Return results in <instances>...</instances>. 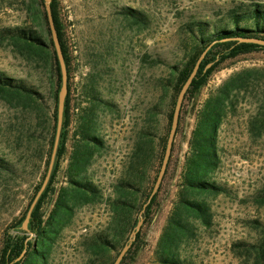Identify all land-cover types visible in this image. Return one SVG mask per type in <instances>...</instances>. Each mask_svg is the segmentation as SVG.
I'll return each instance as SVG.
<instances>
[{
  "label": "rangeland",
  "instance_id": "obj_1",
  "mask_svg": "<svg viewBox=\"0 0 264 264\" xmlns=\"http://www.w3.org/2000/svg\"><path fill=\"white\" fill-rule=\"evenodd\" d=\"M58 2L76 59L71 95L73 117L68 150L55 179L53 197L47 199L42 208L44 219L59 189L69 185L66 167L74 141L72 132L87 111L95 115L93 127L104 146L85 175L98 187L101 198L96 204L77 207L71 223L61 231L50 252L47 253L43 241L39 240L24 264L46 261V264H84L88 261L89 240L100 231L110 233L114 185L123 176L139 134L147 127L148 137L159 139L167 130L166 110L162 105L168 98L160 81L169 77L171 65L183 60L189 42L187 24L197 20L214 21L232 8L264 3V0ZM124 6L143 11L148 22L140 25L127 19L119 13ZM28 20L22 0L0 2V31L29 25ZM156 58L163 59V63H154ZM248 69L257 70L250 72L249 88L237 95L236 111L220 128L221 162L212 175L214 181L230 192L209 196L212 224L206 227L196 223L195 234L180 247L185 264H244L243 258L232 250V244L255 240L257 231L251 220L264 221V203L257 201L259 192L264 189V127L258 135L250 129V121L260 111V100L264 98V51H253L223 62L202 89L195 109L191 108V101L187 102L185 111L189 112L183 115L169 171L151 218L142 225L140 247L131 258V264H163L157 258L156 248L178 196L198 109L227 79ZM0 70L23 77L36 89L47 93L49 76L42 63L26 59L15 51L8 36L1 35ZM91 85L95 86V91ZM153 111L155 114L151 115ZM38 124L36 108L28 107L21 112L0 98V155L13 161L16 167L14 173L0 172V249L4 231L29 210L34 186L39 181V173H33L31 168L37 159L36 149L44 141ZM160 168L158 162H154L150 183L158 176ZM66 208L60 206L62 210ZM21 228L24 229L23 222ZM26 231L28 240L34 243L36 233Z\"/></svg>",
  "mask_w": 264,
  "mask_h": 264
},
{
  "label": "trees",
  "instance_id": "obj_2",
  "mask_svg": "<svg viewBox=\"0 0 264 264\" xmlns=\"http://www.w3.org/2000/svg\"><path fill=\"white\" fill-rule=\"evenodd\" d=\"M22 2L30 24L2 29L0 35L8 36L15 51L26 59L31 58L42 63L49 76L47 93L36 89L23 77L12 76L0 70V98L21 112H24L28 107L36 108L38 111V126L42 130L41 136L44 141L40 148L36 149L37 159L31 165L33 173H39V181L35 184L30 199L29 205H31L45 179L52 157L62 74L44 0H22ZM51 7L67 64L69 91L52 175L32 212L29 223V229L36 233L35 242L42 240L47 248V253L50 252L61 231L71 223L77 207L96 204L100 201L101 195L98 187L88 180L85 174L92 165L95 156L104 146L103 139L97 134V129L93 127L95 115L87 111L82 116L83 121L79 122L80 125L72 132L74 141L66 167L69 185L59 189L55 198L52 199V209L48 217L44 219L42 208L47 199L53 197L55 179L61 161L68 150L69 128L73 117L72 77L76 70V59L67 37V26L62 19L58 0H52ZM119 13L140 25H145L148 22L146 13L130 6L122 7ZM186 33L189 36V42L186 45L183 60L181 63L171 65L169 77L160 81L164 94L168 98V101L165 100L162 105L166 110L167 130L158 136L159 139H150L148 137L150 131L147 127L139 134L123 176L114 185V195L110 201L112 212L110 233L103 230L89 240L87 250L90 257L84 264H114L120 252H112L123 248L128 242L131 232L138 223L140 212L149 201L153 191L157 177L150 183L149 176L154 162H158L159 166L162 164L179 92L201 54L207 49L198 74L182 105L177 134L183 115L189 112V110L185 111L187 102L191 101V108L195 109L202 89L208 84L210 76L218 66L246 53L264 51V45L239 40V38L264 39V3L254 2L247 6L232 8L214 21H193L187 24ZM153 62L163 63V59L156 58ZM209 64L211 66L208 67ZM256 70L248 69L227 79L217 92L206 98L198 109L196 124L189 139V153L183 164L178 196L156 248L157 258L163 264H185L181 257L180 247L193 237L196 223L207 227L213 222V212L208 201L209 196L230 192L226 186L212 179V175L219 168L221 162L218 144L219 131L226 119L236 111L238 103L236 97L247 91L251 79L250 72ZM90 87H94V91L96 90L94 85ZM95 99H99V97L95 96ZM260 106V111L250 121V129L257 135L262 133L264 127V98L260 100ZM156 108L154 106L152 109ZM152 114L154 115L155 111ZM149 118H151L150 113ZM171 159L172 155L166 174L169 171ZM15 168L13 161L0 155V172L14 173L16 172ZM162 185L163 181L160 189L145 208L144 223L151 218ZM257 201L264 203V189L259 192ZM62 205L67 207L66 210L60 209ZM27 212L28 210L23 213L17 223H13L4 231L0 249V264H24L31 248L35 245V242L32 243L31 240H28L27 231L21 228ZM251 222L252 227L257 231L255 240H239L234 242L231 248L236 255L243 258L244 264H264V221L255 218ZM13 230L21 232L13 233ZM141 232L142 228L120 264H131V258L140 247ZM25 248H27L26 254L16 261ZM46 263L47 261L43 264Z\"/></svg>",
  "mask_w": 264,
  "mask_h": 264
},
{
  "label": "water",
  "instance_id": "obj_3",
  "mask_svg": "<svg viewBox=\"0 0 264 264\" xmlns=\"http://www.w3.org/2000/svg\"><path fill=\"white\" fill-rule=\"evenodd\" d=\"M44 2H45V8L47 11V16H48V22H49L50 29H51L53 43L55 45L57 57H58L60 68H61L62 82H61V87H60V90L58 93V121H57V130H56V136H55V142H54L52 157H51V161L49 164L47 174H46L45 179L41 185V188L37 192L33 202L31 203V206H30V208L26 214V217L23 221V228L26 230L29 229V223H30V219L32 217V212H33L40 196L42 195V193L46 189V187L50 181L51 175H52V171H53V167H54V163L56 160V155H57V151H58V147H59V143H60V139H61L63 121H64V113H65V104H66V98H67L68 91H69L68 69H67L65 56L63 53V49L61 46V42H60V39L58 36V31H57L55 21H54V17H53V13H52V7H51L52 0H44ZM239 40L240 41L255 42V43H258L260 45H264V39H261V38H239ZM206 52H207V49L198 58L192 72L190 73L188 79L186 80V82L184 83V85L182 86V88L179 92V95H178V98L176 101V105H175V109H174V113H173V119H172L171 128H170V132H169V136H168L165 155H164V158H163V161L161 164V168H160L159 174L157 176L153 191L150 195V199L144 205L142 211L140 212V218L138 220V223L135 226V229L131 232L130 237L128 239V242L124 245V247L120 251L119 255L117 256V258L114 262V264H120L121 263L122 259L126 255L127 251L130 249L132 243L135 241V239L137 237V233L141 230L142 225L144 223V215L143 214H144L145 208L148 205V203L150 202L151 198L160 189V186H161L162 181L164 179V176L166 174L168 164H169V161H170V158L172 155L173 146H174V142H175V138L177 135L178 126H179V120H180L182 105L184 103L186 94H187L190 86L193 83V80L196 78V76L198 74L199 68L201 66V63H202L205 55H206ZM209 66H211V64H209L208 67ZM26 251H27V248H25L24 251L21 253V255L16 258V261L20 260L26 254Z\"/></svg>",
  "mask_w": 264,
  "mask_h": 264
},
{
  "label": "flooded vegetation",
  "instance_id": "obj_4",
  "mask_svg": "<svg viewBox=\"0 0 264 264\" xmlns=\"http://www.w3.org/2000/svg\"><path fill=\"white\" fill-rule=\"evenodd\" d=\"M35 244H36V242H35ZM33 247H34V246H33ZM33 247L31 248V251H30V252H32V250L34 249ZM26 252H27V251H26ZM29 254H30V253H29ZM29 254L27 255V258H28V256H29Z\"/></svg>",
  "mask_w": 264,
  "mask_h": 264
}]
</instances>
